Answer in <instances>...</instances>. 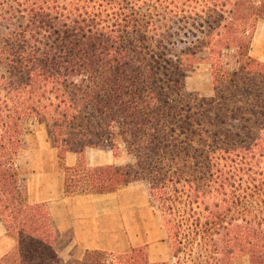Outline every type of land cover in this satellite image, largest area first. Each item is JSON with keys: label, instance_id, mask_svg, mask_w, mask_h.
Segmentation results:
<instances>
[{"label": "trees", "instance_id": "1", "mask_svg": "<svg viewBox=\"0 0 264 264\" xmlns=\"http://www.w3.org/2000/svg\"><path fill=\"white\" fill-rule=\"evenodd\" d=\"M143 14L150 29L155 16L204 18L207 47L212 37H232L212 46L228 42L238 49V67L223 69L218 52L212 64L214 95L201 104L209 137H200L201 149L187 137L193 143L175 153L180 135L171 99L159 103L149 88L151 72L125 71L132 63L121 44ZM261 19L264 0H0V220L16 241L0 264H64L53 249L50 213L29 204L20 187L23 125L33 118L45 122L57 144L58 133L89 108L97 111L95 124L107 120L95 135L107 133L114 153L121 138L137 160L89 169L90 189L83 193L147 182L167 229L171 264H235L241 255L264 264V65L250 56ZM110 111L135 119L134 140L113 131L118 121ZM186 124L184 131L198 134L192 119ZM83 148L66 154H84ZM144 251H92L70 264H167L151 263Z\"/></svg>", "mask_w": 264, "mask_h": 264}, {"label": "rangeland", "instance_id": "2", "mask_svg": "<svg viewBox=\"0 0 264 264\" xmlns=\"http://www.w3.org/2000/svg\"><path fill=\"white\" fill-rule=\"evenodd\" d=\"M141 12L146 13L144 9H141ZM152 20L154 24L150 29L147 23L148 19L143 14L139 19L138 30L124 37L121 45L127 50L128 57L132 63L126 66L125 71L128 75L137 74V77L144 74L143 70H147L148 74L151 72L152 82L149 88L155 89L158 93L159 103L164 107L166 101L169 98L171 99L174 111L177 114L176 120L172 121H174L180 135L178 136L177 146L174 147L176 148L175 153L180 155L189 142L193 141H190L189 138L193 137L195 139L194 147L201 149L204 147V143L200 142V137L203 140L204 135L209 137L204 131V107L201 104L204 102V97L209 98L214 95L215 81L212 64H216L218 52L223 54L220 60L223 69L232 70L238 67V49L235 46L229 49L227 47L228 42L220 48L212 46V43L213 45L216 44V41L221 38L224 41H229L232 37H212L211 46L207 47V40L205 39L210 27L208 23L204 22V18L173 19L174 21H169L163 16H155ZM226 24L228 27L230 26L229 22L223 23V25ZM227 30L223 28V32L226 33ZM135 61L139 62L135 64ZM140 63H144V67ZM139 88L141 89V87ZM182 88H185V90H181ZM185 94L186 96H184ZM110 112V117L118 121L114 125L113 131L116 133L122 130L126 131L129 133L128 139L134 140L132 133L135 119L126 114ZM96 115L97 111L93 109H83L81 115L72 124H68L63 131L58 133L61 136L56 138L57 144H55L54 139L50 138L47 130L48 125L45 122L40 123L35 118L25 121L23 125V149L21 151V163H23V166L25 164L26 151L46 146L51 147V151H55L58 157H65L69 148L79 150L84 147L83 149L89 153V157H92L97 152H107L114 157L115 154L117 155V158L115 157L116 164L119 166L134 163L137 160L136 157L128 153L126 145L121 138H118L120 147L114 153V151L110 150L111 141L108 139L107 133L99 131L95 135L96 130L107 123L106 120L99 125L95 124L98 121ZM189 118L192 119L194 124L191 129H196L199 135L188 130L184 131L187 128L186 122L189 121ZM197 123H200V125ZM255 131L261 132L260 125L255 127ZM82 134L87 135L89 139H81ZM54 135L57 136L56 134ZM77 137L79 139L75 142L74 138ZM190 150L192 155L196 154L193 149ZM84 163L71 168L66 166V163L64 164V160H60V172L64 177L65 188L67 187L66 185H71L70 191L73 193H83L85 190L90 189L86 173L89 169L97 166H88L86 162ZM23 185H25L24 181ZM23 189L26 191L25 188ZM124 191H127V196L122 204V209L124 212H130L129 218L127 217L126 219L130 225L128 227L130 235L137 236L139 241L143 240V242H146L145 240L148 238L145 233H150L149 240L151 239L153 251L148 249L147 252V249L143 247L144 253L148 256L150 252L153 254V259L158 258V255L161 258L166 257L168 261L170 260L169 264H171L173 257L171 244L170 242L167 244L162 243L163 238L167 235V229L161 211L150 195L149 184L145 181L135 182L130 184L129 188ZM73 193L69 192V194ZM24 195L27 201L26 193ZM42 207L46 209L45 206ZM134 211L140 212L138 214L139 219L132 216ZM85 254L80 258L82 262ZM65 258L64 264L77 261L73 258L67 260V255ZM236 264H250V260L248 256L241 255L237 259Z\"/></svg>", "mask_w": 264, "mask_h": 264}, {"label": "crops", "instance_id": "3", "mask_svg": "<svg viewBox=\"0 0 264 264\" xmlns=\"http://www.w3.org/2000/svg\"><path fill=\"white\" fill-rule=\"evenodd\" d=\"M250 56L264 65V19L259 20L252 38ZM51 147H36L26 151L25 164L19 157V183L26 193L27 202L31 205H43L50 213L53 224V249L65 262L79 260L83 254L100 251L115 255L128 254L134 249L145 247L153 251L149 240L150 233H145L148 239L139 241L137 236L130 235L127 217L122 204L127 196L124 186L112 193H73L65 188V181L60 172V159ZM48 154V156H46ZM50 156V157H49ZM88 166H104L116 163V158L107 152H97L92 157L89 153L79 154L68 152L64 164L71 168L78 166L82 158ZM24 170V173H23ZM23 181L25 185H23ZM116 202V203H115ZM140 212L134 211L132 216L139 219ZM118 220V223H117ZM167 233V232H166ZM143 238V237H142ZM167 235L162 243L169 241ZM16 246L0 220V259L10 253ZM115 247V248H114ZM153 259L148 253L151 263H167L166 257ZM236 264V263H235Z\"/></svg>", "mask_w": 264, "mask_h": 264}]
</instances>
